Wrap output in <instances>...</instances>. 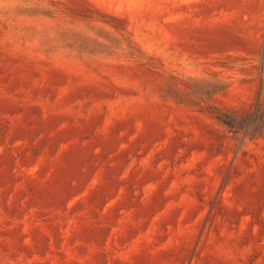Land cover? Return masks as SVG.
Returning a JSON list of instances; mask_svg holds the SVG:
<instances>
[{"label":"rangeland","instance_id":"obj_1","mask_svg":"<svg viewBox=\"0 0 264 264\" xmlns=\"http://www.w3.org/2000/svg\"><path fill=\"white\" fill-rule=\"evenodd\" d=\"M0 264H264V1L0 0Z\"/></svg>","mask_w":264,"mask_h":264},{"label":"crops","instance_id":"obj_2","mask_svg":"<svg viewBox=\"0 0 264 264\" xmlns=\"http://www.w3.org/2000/svg\"><path fill=\"white\" fill-rule=\"evenodd\" d=\"M257 2H263L264 0H256Z\"/></svg>","mask_w":264,"mask_h":264}]
</instances>
